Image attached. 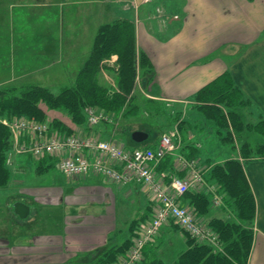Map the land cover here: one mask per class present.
I'll list each match as a JSON object with an SVG mask.
<instances>
[{
	"label": "crops",
	"instance_id": "0c3cea01",
	"mask_svg": "<svg viewBox=\"0 0 264 264\" xmlns=\"http://www.w3.org/2000/svg\"><path fill=\"white\" fill-rule=\"evenodd\" d=\"M127 1L0 0V22H7L0 26L99 28L128 19L135 26L138 53L144 52L151 64V70L139 76L141 81L132 94L138 110L155 107L162 109L164 116L169 115L167 119L180 118L186 108L196 104V95L203 87L229 72L248 101V117L264 119V0H140L137 12L126 8ZM41 42L43 53H55L53 34L47 32ZM6 45L9 49L12 44ZM6 52L4 48L1 54ZM118 59L119 54H113L112 61ZM145 121L132 119L121 126L118 123L115 125L119 130L112 132L105 122L93 128L85 124L84 128L103 139L120 137L115 140L127 145L134 144L132 133L141 130L149 136L140 144L158 146L159 128L146 127L149 123ZM194 132L185 134L178 149L155 170L166 180L172 176L189 178L180 157L189 158L192 144L198 152L194 159L199 163L203 182L191 181L190 190L205 195L209 201L199 218L210 228L209 221L215 217L239 222L234 206L226 202V193L210 179L213 164L203 161L205 157L208 161L209 156L205 155L203 140L193 141ZM234 141L229 154L223 147L225 155L212 161L234 158L241 163L255 201V216L251 226L247 225L253 230L247 264H264V157L243 158L242 142L236 138ZM7 155L8 179L0 182V264H93L102 258L112 264L128 253L138 224L154 214L151 192L136 181L121 184L93 172L66 175L58 167L57 155L37 159L19 154L13 140ZM57 173L60 176L54 181H43L45 176L56 177ZM18 201L30 207L28 217L15 213ZM179 201L196 213V206L185 197ZM190 239L187 232L170 221L147 246L145 256L174 264L190 248ZM20 256L31 259H15Z\"/></svg>",
	"mask_w": 264,
	"mask_h": 264
},
{
	"label": "trees",
	"instance_id": "16d2710c",
	"mask_svg": "<svg viewBox=\"0 0 264 264\" xmlns=\"http://www.w3.org/2000/svg\"><path fill=\"white\" fill-rule=\"evenodd\" d=\"M115 53L119 54L118 64L115 66L118 73L116 77L118 89L112 92L101 83V73L102 63ZM139 68L150 71L151 64L144 52L138 53L133 22L124 19L104 24L99 27L93 49L79 70L75 84L63 88L58 94L40 85L6 86L0 89V116H27L45 121L48 117L45 107L59 109L66 112L70 121L67 123L58 117H52L53 125L61 131L72 132V125L84 126L86 124L88 110L94 107L111 113H120L123 110L126 116L131 115L132 108L136 107L133 105L134 95L132 94L136 88L135 80ZM129 95L132 96L130 99ZM196 100L200 104L201 117L215 122L219 129H225L226 137L224 138L233 143L232 147H235V138L242 142L239 128L243 125V116L239 110L243 108L246 99L229 72L223 73L203 87L197 93ZM219 103L227 107L228 115L221 107H218ZM151 109L152 107H147V110ZM43 116L45 117L40 118ZM172 119L178 121L179 117L174 116ZM250 128L264 138V119ZM183 130L182 128L178 132L176 139L178 145L185 139ZM240 146L243 158L264 157V139L254 146L250 142H242ZM11 147V131L0 123V182H6L8 179V169L5 164ZM151 148H156V146L153 145ZM195 150L197 149L190 144V151L187 154L189 158L196 157L197 151ZM211 167L210 179H214L226 193V202L234 206L239 222L218 217L212 218L209 225L219 234L224 250L217 251L211 245L199 243L190 236V248L182 253L174 264L248 263L253 243V230L249 226L255 216V201L251 187L237 159L228 158L213 163ZM182 197L196 206L195 214L198 218L206 212L209 201L205 195L189 190ZM145 221H141L138 226ZM107 261L108 259L102 258L93 264H106ZM141 264H166V262L156 257L145 256Z\"/></svg>",
	"mask_w": 264,
	"mask_h": 264
},
{
	"label": "built area",
	"instance_id": "2783aa9c",
	"mask_svg": "<svg viewBox=\"0 0 264 264\" xmlns=\"http://www.w3.org/2000/svg\"><path fill=\"white\" fill-rule=\"evenodd\" d=\"M155 1L143 0L146 3ZM106 120L110 121L102 111L88 110L90 126ZM2 122L10 128L14 147L19 154L32 155L37 159L57 155L58 167L66 175L93 172L121 184L136 181L149 189L155 200L154 214L139 226L128 253L112 264H141L145 258V248L156 240L161 227L170 221L178 224L198 242L221 250L219 234L179 201L191 189L192 182H203L198 161L180 157L189 178L172 176L166 180L155 170L161 160L175 152L178 132L164 135L156 148H130L115 140L95 136L93 131H61L49 120L12 116Z\"/></svg>",
	"mask_w": 264,
	"mask_h": 264
},
{
	"label": "rangeland",
	"instance_id": "374dc122",
	"mask_svg": "<svg viewBox=\"0 0 264 264\" xmlns=\"http://www.w3.org/2000/svg\"><path fill=\"white\" fill-rule=\"evenodd\" d=\"M141 4L142 3L140 0H129L126 2L125 6L126 8H130L131 10L137 12ZM0 23L5 24L7 22ZM98 30L99 28L55 27L50 29H43L33 27L0 26V89L9 85L21 86L24 84H32L44 86L45 88L51 90L53 93L58 94L63 88L75 84V80L79 70L86 62L93 49L94 39L98 33ZM47 32L49 34H53L55 38V44L53 45L55 51L54 54L49 53L48 55L46 53H43L41 38L45 37ZM65 37H67L68 40L65 41ZM6 43L12 44L11 46L9 45V49H7L8 45H6ZM4 48L7 52L6 54H1V51ZM19 49H23V51L16 53L17 51H19ZM53 55L55 56V58H51ZM112 57L113 55L110 57V59H107L102 63L103 70L101 73V83L106 85V87H108L110 91L113 92L114 90L118 89V83L116 79L118 73L115 70V66L118 64V60L112 61ZM145 71V68L138 69L137 77L135 80L136 86H138L141 81L139 76L142 75V73ZM131 97L132 96L129 95V99ZM199 105V102L196 100V104H191L189 108H186L185 114L180 116V120L178 121H174L172 119L173 116L167 119L166 116L169 115L164 116V113H162V109L158 108H152L151 110L146 109V111L144 110V113L143 111L138 110V107H134L132 108L133 114L130 113L131 115L128 116L125 115V112L123 110L120 113H111L109 111H105L104 109H97V107H94V109L102 111L106 116L109 117L110 121L106 120L104 122L106 123V128H108V131L111 130V132L113 130L115 131L118 128V123L121 126L122 122L127 123L132 119L146 120L145 122L149 123V125H147L146 127L152 126L156 130L159 128L158 130L160 131L158 133H161L160 138H162L166 134L170 135L173 132H180L182 128L184 129L183 131L186 135L188 132L189 134L192 133V130L194 129V131H196L194 132L196 133V138H194L193 141L199 140V142H201L203 140L205 144L203 148L205 150V155L209 156H207L208 161H206V157L203 159V161H205L209 165L211 164V162L213 164V159L222 158L225 155V151L223 152V147L227 150L226 154H229L231 151L230 147L233 145V143L230 140L224 138L226 137L225 129H219L218 125H216L215 122L203 118H197L199 116L201 117V110L199 109ZM217 105L218 107H221L228 115L226 106L220 103ZM248 106L249 104L245 102L243 108L239 110L241 115L243 116V125H241V127L239 128L240 133L242 134V137L240 139L242 140V142H250L251 145L254 146L262 142L264 138L256 131L251 130L252 128L250 127L258 124L263 119L255 120L251 119V116L248 117L250 115ZM169 108L171 110L175 109L171 107ZM45 110L48 111L47 118L49 119H51V117H58L62 120L70 121L69 116L63 110L48 109L47 107H45ZM176 110H178V108H176ZM44 117L45 116L40 118ZM5 118L11 117L0 116V123H2V120ZM169 121L172 123V125ZM112 126L113 128H111ZM128 134L130 133L128 132ZM128 134L126 135V137H128L127 143H129ZM116 138L120 137L116 136ZM217 145L221 146V150ZM178 147L179 146L177 145V148H175L174 150L176 151ZM172 148L173 147H171L170 149ZM219 150L222 151V153ZM197 153L198 152H196V155ZM214 153L217 155L214 156ZM59 176V173H57L56 177L45 176L43 178V181L52 182L54 181V179L59 178ZM220 247L223 251L224 247L222 243L220 244ZM15 259L26 262V260H30L31 258L20 256Z\"/></svg>",
	"mask_w": 264,
	"mask_h": 264
},
{
	"label": "water",
	"instance_id": "95a60500",
	"mask_svg": "<svg viewBox=\"0 0 264 264\" xmlns=\"http://www.w3.org/2000/svg\"><path fill=\"white\" fill-rule=\"evenodd\" d=\"M149 134L145 131L137 130L132 133V139L141 143L144 142L148 138ZM15 213L18 214L21 218L28 217L30 213V207L22 201H18L14 204Z\"/></svg>",
	"mask_w": 264,
	"mask_h": 264
}]
</instances>
